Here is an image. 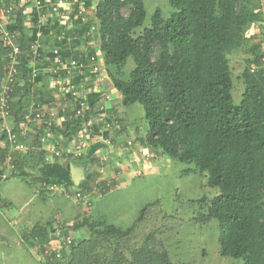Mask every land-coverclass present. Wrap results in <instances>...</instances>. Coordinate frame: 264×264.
<instances>
[{
    "label": "trees",
    "instance_id": "1",
    "mask_svg": "<svg viewBox=\"0 0 264 264\" xmlns=\"http://www.w3.org/2000/svg\"><path fill=\"white\" fill-rule=\"evenodd\" d=\"M168 4L171 15L164 20L160 12H155L150 26L140 32L137 30L146 17L143 0H100L95 6L93 17L98 25L106 66L113 69L109 72L113 86L121 93L124 107L138 104L143 109L148 129L143 142L145 147L159 150L179 163L193 165L205 175L206 186L215 193L209 199L203 196L197 200L203 213L195 220L201 224L217 221L221 257L240 264H264L262 45L257 48L261 53L256 52L255 59L246 61L241 75L244 92L238 104L231 95L232 74L228 60L231 52L247 45L248 38L261 35L264 0H168ZM124 7L128 8L127 16L121 13ZM23 13L19 0H15L10 14L16 23L12 42L20 53L17 83L11 94L12 102L17 100L11 103L10 113L18 132L22 131L18 126L27 115L22 100L30 96L32 84L29 70L32 43L25 35ZM254 25L257 28L247 38L248 28ZM10 52L0 37V82L5 76L4 63ZM129 59L133 64L128 73L124 70ZM44 127L41 124L36 131L43 134ZM5 138L6 133H3L1 139ZM38 141L33 133L26 134L29 153L31 147H39ZM7 149L8 144L0 149L1 169L5 168ZM39 154L41 158L34 162L35 168L43 163L44 153ZM19 159L20 156H14L11 162L16 169L20 166ZM29 164L23 162L24 166L32 167ZM75 188L81 194L100 193L103 196L111 186H101L92 178ZM92 196L88 207L93 205ZM48 226L51 232L60 230L66 237L61 226L55 229ZM46 227H33L25 233L24 241L32 248L37 247L35 250L42 259L37 264H56L57 255L64 257L65 252L48 254L44 246H39L47 238ZM84 227L90 233L105 237L106 241L126 238L133 229L124 231L100 221L93 223L83 216L65 231L76 233ZM72 241L70 246L75 240ZM119 248L117 246L115 254L118 260L108 264H126L120 258ZM151 252L146 246L132 251V264H151L148 259ZM90 255L91 252L87 253V257Z\"/></svg>",
    "mask_w": 264,
    "mask_h": 264
},
{
    "label": "crops",
    "instance_id": "2",
    "mask_svg": "<svg viewBox=\"0 0 264 264\" xmlns=\"http://www.w3.org/2000/svg\"><path fill=\"white\" fill-rule=\"evenodd\" d=\"M99 1L84 0L82 6L84 15L78 16L74 7L61 8L58 12L51 13L48 0H19L20 7L24 10L25 35L35 46L29 69L32 74L30 96H26L22 104L27 114L39 112L43 119L40 125L34 121L24 129V121L21 122L18 127L22 131L18 132L15 130L13 116L5 119L0 115V149L6 148L8 144L6 138L1 139V135L6 133L3 129L5 124L16 133L21 148L12 153L13 158L20 156L18 169L8 170L5 157L3 164L5 168L0 171V183L6 184L13 178L27 181L31 193L45 194L50 200L44 201L42 209L37 213L29 210L27 206L21 208L23 212L16 210L8 212L5 208L0 211L4 221L19 224L22 233L29 232L36 226L47 225L46 228H50L47 218L54 210V215L59 219H55L56 221L51 224L52 228L55 229L57 226L69 228L71 223L68 222L73 214L71 210L74 209L79 214L71 191L76 189L71 180V165L82 168L84 172L80 184L85 180L92 181L93 178L101 186L106 184L113 187L139 176L140 173H149V170L143 169L145 156L140 161V157L148 154L150 150L143 144L148 132L144 112L138 104L124 107L121 93L113 86L109 73L113 69L106 66L98 25L93 17V10ZM8 28L15 31L14 18L8 24ZM92 28L95 30L92 31ZM91 56L97 59L100 68L98 72L92 71L89 64L81 68L68 69L56 63L58 58L63 61L77 59L76 61L85 63ZM64 83L77 88L86 103L83 117L75 118L72 115L73 103L63 100L60 88ZM16 100L13 99V102ZM41 124L52 129V136L48 138L47 145L57 146V151L69 155L67 159L63 156L55 157L46 150L48 146H43L40 141L39 147H31L33 151L29 153L30 148L25 143L26 134L33 133L39 140L42 133L36 130ZM80 143L83 145L81 157L69 160ZM8 149L5 156L9 153ZM39 152L44 153L43 163L35 168L34 162L41 158ZM151 159L154 160V157ZM24 161L27 165L31 163L32 167L24 166ZM155 164L156 160L148 167ZM51 185L58 186V189L48 193L47 187ZM60 186L63 189L59 188ZM15 193L19 194V191L13 188L4 190L3 193L0 190V196L3 195L5 198L8 196L14 199ZM31 193L29 192L30 195ZM35 197L37 196L32 198ZM98 197L100 195L95 193L92 199L96 200ZM28 198L25 197L26 203L29 201ZM61 217L66 218L65 221L61 220ZM50 244L54 246L52 241ZM58 244L57 241L56 245Z\"/></svg>",
    "mask_w": 264,
    "mask_h": 264
},
{
    "label": "rangeland",
    "instance_id": "3",
    "mask_svg": "<svg viewBox=\"0 0 264 264\" xmlns=\"http://www.w3.org/2000/svg\"><path fill=\"white\" fill-rule=\"evenodd\" d=\"M143 4L146 17L143 26L137 32L150 26L151 18L155 12H160L164 20L172 13L168 0H143ZM121 13L123 16H127L128 8L124 7ZM256 28L257 25L248 28L247 38L253 35ZM263 36L264 28L261 35L256 38H248L245 42L246 46L244 45L242 49L228 55L232 74L231 95L235 104L240 102L244 92L241 75L246 68V61L255 59L256 52L261 53L257 49L260 45L264 51V42H260L261 39L264 40ZM155 48L157 49V47ZM126 64L124 71L129 73L133 63L129 59ZM250 68L256 69L255 66H250ZM164 156L159 150H149L148 154L140 157V161L144 157L145 167L143 169L149 170V173H140L139 176L111 187L109 191L105 192L107 194L96 198V200L92 199L91 207L75 205L79 209V214L74 209L71 210L73 214L68 222L71 225L81 221L83 216H87L93 223L100 221L105 225H113L124 231L133 227L126 238L118 241H106L105 237L90 233L87 227L76 233L67 232L62 228L67 233L66 237H63L62 231L51 232L48 228L47 238L39 246H44L48 254L53 252L60 254V251L64 250L65 256L57 255L59 260L56 264L116 262L118 260L115 255L117 246H120V258L126 261V264L133 262L131 252L143 246L154 253L151 252L148 257L152 261L151 264L154 262H161L160 264H240L236 260L221 257L217 221L210 220L206 224H201L195 220L203 213V208L200 207L197 200L203 196L209 199L215 193L206 186L205 175L199 173L193 165L179 163L168 157L164 159ZM151 157H154V160ZM158 158L161 159L157 160ZM155 160V166L148 167ZM188 170L189 172H186ZM2 184L0 183L2 193L4 190L13 188L19 191V194L15 193L14 199L1 195L0 211L5 208L8 212L13 210L23 212L21 208L27 206L29 210L37 213L42 209L44 201L48 200L45 194L44 196L37 195L36 192L31 193L27 181L13 178L6 184L4 183L5 185ZM35 195L37 197L33 199L32 197ZM25 197H29L27 203ZM49 210H51V206H49ZM54 211L48 214V225L53 224L58 218L54 215ZM141 211H144L143 215L138 219ZM60 219L65 221L66 218L61 217ZM150 234L153 235L150 237ZM24 236L25 233H22L19 224L5 222L0 213V264H37L42 261L35 250L37 247L32 248L24 241ZM72 239L75 241L70 246L68 241L73 243ZM51 241L54 246H51ZM57 241L58 245H56ZM89 252L91 255L87 257Z\"/></svg>",
    "mask_w": 264,
    "mask_h": 264
},
{
    "label": "built area",
    "instance_id": "4",
    "mask_svg": "<svg viewBox=\"0 0 264 264\" xmlns=\"http://www.w3.org/2000/svg\"><path fill=\"white\" fill-rule=\"evenodd\" d=\"M84 3V0H48L49 8L51 13L52 12H58L61 8H69V7H74L76 10V13L78 16H83L84 15V10L82 8ZM98 3V2H97ZM96 3V5H97ZM14 9V3L13 0H0V37L4 40V43L7 47L11 49V52L9 56L7 57V60L4 63V69H5V76L0 82V115L5 118H11V113H10V106L12 103L11 99V94L14 90V87L17 83V65H18V54L20 53L18 47L14 46L12 40L15 37V31H11L8 28V24H10V21L12 20L10 14L12 13ZM92 31L95 30L94 28L91 29ZM29 51L31 55L35 51V46L31 45L29 47ZM56 63L59 64L60 66L63 65L68 69H76V68H81L84 65L90 66L91 70L94 72H98L99 65L97 62V59L94 56H91L89 60L85 63L83 62H78L76 60H69V61H63L60 58L56 60ZM60 93L63 97V100L65 101H70L73 103V110H72V115L75 118H80L83 117L85 111H86V103L84 100L81 98L80 93L77 88H74L70 86L69 84L64 83L61 88H60ZM43 119V116L41 113L36 112L34 114H27L24 118V124H23V129L26 128L28 125L32 124L35 121V124L41 123ZM83 127V125H82ZM38 128V127H37ZM44 133L39 137L40 144L43 146H48L47 141L48 138L52 136V131L49 129V127H45ZM6 132V140L9 145V153L6 156V166L8 170L12 171L15 169L11 165L13 156L12 153L15 151L20 150V143L18 142V137L15 135L16 133L13 132L8 126L5 124L4 128ZM82 143H80L75 152L72 154V156L69 158V160L73 158H80L82 155ZM55 157H64L67 159L69 155L62 154L59 151H57V146H48V149ZM58 186L51 185L47 187V192H54L58 188ZM57 188V189H56ZM62 188L63 187H59ZM73 193V201L76 205L79 206H89L90 205V198L93 195H90V193L84 192V193H79L76 191V189L71 190ZM68 244H70V241H68Z\"/></svg>",
    "mask_w": 264,
    "mask_h": 264
},
{
    "label": "water",
    "instance_id": "5",
    "mask_svg": "<svg viewBox=\"0 0 264 264\" xmlns=\"http://www.w3.org/2000/svg\"><path fill=\"white\" fill-rule=\"evenodd\" d=\"M70 175H71V180L74 183V185L76 187H78L80 185V182L83 180L84 178V172L82 170V168L78 167V166H70Z\"/></svg>",
    "mask_w": 264,
    "mask_h": 264
}]
</instances>
